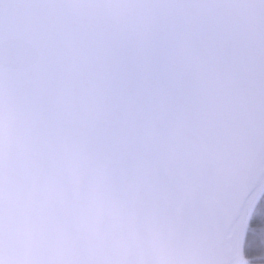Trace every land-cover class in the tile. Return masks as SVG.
<instances>
[{
  "label": "water",
  "instance_id": "1",
  "mask_svg": "<svg viewBox=\"0 0 264 264\" xmlns=\"http://www.w3.org/2000/svg\"><path fill=\"white\" fill-rule=\"evenodd\" d=\"M263 180L264 0H0V264H232Z\"/></svg>",
  "mask_w": 264,
  "mask_h": 264
},
{
  "label": "trees",
  "instance_id": "2",
  "mask_svg": "<svg viewBox=\"0 0 264 264\" xmlns=\"http://www.w3.org/2000/svg\"><path fill=\"white\" fill-rule=\"evenodd\" d=\"M243 264H264V194L249 220L243 242Z\"/></svg>",
  "mask_w": 264,
  "mask_h": 264
},
{
  "label": "bare ground",
  "instance_id": "3",
  "mask_svg": "<svg viewBox=\"0 0 264 264\" xmlns=\"http://www.w3.org/2000/svg\"><path fill=\"white\" fill-rule=\"evenodd\" d=\"M264 191V180L262 184L255 190V192L252 194V196L247 201L242 214L237 222V224L234 227V235H233V252H234V261L232 264H239L242 262L243 259V253H242V243H243V237L246 232V228L248 225L249 217L251 215V212L257 203L259 197Z\"/></svg>",
  "mask_w": 264,
  "mask_h": 264
},
{
  "label": "rangeland",
  "instance_id": "4",
  "mask_svg": "<svg viewBox=\"0 0 264 264\" xmlns=\"http://www.w3.org/2000/svg\"><path fill=\"white\" fill-rule=\"evenodd\" d=\"M264 194V191H263V193L261 194V196H260V198L262 197V195ZM258 201H259V199H258ZM257 201V202H258ZM256 207V206H255ZM253 209H255V208H253ZM253 211V210H252ZM251 216H252V214L250 215V217L249 218H251ZM250 220V219H249ZM249 225V224H248ZM247 229V228H246ZM243 245V244H242ZM244 263V257H243V259H242V262L241 263H239V264H243Z\"/></svg>",
  "mask_w": 264,
  "mask_h": 264
}]
</instances>
